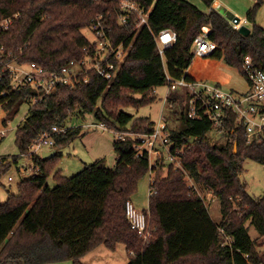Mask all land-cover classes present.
Wrapping results in <instances>:
<instances>
[{
  "label": "trees",
  "instance_id": "1",
  "mask_svg": "<svg viewBox=\"0 0 264 264\" xmlns=\"http://www.w3.org/2000/svg\"><path fill=\"white\" fill-rule=\"evenodd\" d=\"M119 1L0 0V21L10 18L6 26L0 27V105L6 113L2 121L5 124L25 102L31 103L28 115L15 129V142L20 155L30 156L38 171L22 180L18 193L9 194L0 204V264L62 260L81 264L80 260L101 244L114 250L119 243L129 253L126 264L262 262L257 240L250 237L246 224H253L259 237H264V194L256 197L248 193L239 175L247 158L264 165V138L248 141L244 127L236 124L235 115L230 114L222 130L225 142H209L210 121L187 116L188 91L170 90L166 101L171 111L164 121L167 125L172 119L178 123L169 130L165 126L170 149L182 151V168L174 169L162 157L152 165L147 150L137 148V136L151 133L155 123L149 117H133L119 108L153 101L155 88L170 86L167 75L171 80L182 76L193 80L185 71L193 60V39L205 26L209 28L208 38L217 46L210 57L222 59L242 73L246 56L255 66L263 67L264 29L255 24L263 0H254L245 15L253 24L248 26V34L233 29L212 7L215 0H202L209 8L207 12L188 0H133L142 10L149 9L147 25L135 31L134 15L126 26L117 22ZM104 15H109L117 40H124L125 45L132 41L111 81L87 70L80 76L86 81L73 86L57 84L48 94L29 83L12 87L8 63L34 62L51 72L69 61L80 60L86 49H92L82 28ZM163 29L175 31L177 37L160 54L154 36ZM94 110L107 129L123 136L113 142L117 156L113 168L95 161L66 176L56 168L57 152L43 159L29 150L32 141L53 126L66 128L64 133H51L53 147L68 143L80 128L67 127V119L73 113L83 115ZM7 166L0 160V174ZM148 170L153 172L150 189L155 192L148 196V210H143L150 230L144 242L126 218L125 202ZM50 175L56 182L54 187L46 184ZM186 177L192 179V185ZM195 185L219 199V223L212 219Z\"/></svg>",
  "mask_w": 264,
  "mask_h": 264
},
{
  "label": "built area",
  "instance_id": "2",
  "mask_svg": "<svg viewBox=\"0 0 264 264\" xmlns=\"http://www.w3.org/2000/svg\"><path fill=\"white\" fill-rule=\"evenodd\" d=\"M119 2L120 12L117 22L120 25L126 26L129 23V18L132 17L131 15H134L133 25L135 31L142 25H147L149 9L142 10L133 0H120ZM227 20L233 29L236 30H239L243 25L248 26L249 23L246 17L238 18V20ZM9 22L10 18L3 19L0 21V27L6 26ZM110 22L109 15L95 17L89 26L93 39L88 41L92 49L90 51L86 49L85 55L80 60L69 61L68 64L59 70L46 72L34 62L25 64L24 67L8 63L7 68L12 74V87L16 89L29 83L33 87L41 88L43 94H48L57 84L73 86L78 81H86L87 78L85 76L83 79H80V76L87 70H94L101 78L111 81L124 62L132 41L125 45L124 40H117ZM130 31L128 34L132 33ZM176 37L177 33L171 29H163L155 35L154 38L158 45L159 53L162 54L163 50L170 46ZM216 48V43L208 38V32L203 29L193 39L192 55L193 57H210ZM2 51L3 49L0 45V56ZM241 66L250 84V89L243 94H235L224 90L205 80H187L184 76L171 80L167 75V80L171 81L168 92L177 88H183L188 91L190 99L187 116L190 119L205 118L209 120L211 130L222 132L227 118L230 114H233L235 115V123L244 127L248 141L264 138V66H255L249 56L244 58ZM99 126L107 129L103 123H100ZM65 130V127L53 126L50 132L43 133L35 138L30 144L29 150L33 153L41 154L43 152L42 148L53 147L54 145L51 133H64ZM112 131L118 138L123 139L122 135L117 134L115 130ZM5 134L6 129L0 126V138ZM167 136L165 123L161 121L155 125L151 133L137 137L140 140L137 148L145 149L149 156L157 158L161 157V153L156 147L159 144L167 150L169 163L173 165V168L181 169L182 151L181 149L172 151ZM150 172L149 183L153 180L152 170ZM9 179L11 178L9 177ZM154 192L155 190L150 189L149 195ZM125 215L130 226L143 237L144 242H147L150 230L148 229L147 216L144 211L137 209L132 200L128 199L125 202Z\"/></svg>",
  "mask_w": 264,
  "mask_h": 264
},
{
  "label": "rangeland",
  "instance_id": "3",
  "mask_svg": "<svg viewBox=\"0 0 264 264\" xmlns=\"http://www.w3.org/2000/svg\"><path fill=\"white\" fill-rule=\"evenodd\" d=\"M188 1L203 12L209 11V8L202 0ZM221 1L227 6H230L232 10L229 9V11L238 18L245 17L248 10L254 4V0ZM255 24L264 28V0L258 8ZM252 25V23H248L249 27H252ZM203 29L209 32V28L207 26L203 27ZM81 31L88 40L93 39L88 25L82 28ZM204 58L214 59L212 57ZM200 59H202L200 56L193 57L194 62L197 60L200 61ZM222 61L223 64H220L217 68L219 70L216 71L215 75L211 79L205 81L235 94H243L247 92L250 89V84L246 76L235 66L227 64L224 60ZM21 65V67L25 66L23 64ZM168 87L169 86L167 84L157 87L154 94L155 99L151 102L139 106H134L132 104L122 105L119 109L133 115V117H149L155 125L161 121L167 125V121H164V117L171 111V105L167 103L165 96ZM179 94L182 97L184 96L181 92ZM135 98H140V95H135ZM30 104L31 103L29 102H25L18 109L16 114H14L11 118L6 119L5 124L2 120L6 118V113L0 105V126H3L6 129V134L0 138V160L8 163V166L0 174V204L7 200L9 194L18 193V185L22 180L38 174L37 169L34 168L32 158L25 154L20 155L15 142V129L17 125L23 122L25 117L28 115L29 108L31 106ZM100 105L101 100L98 101L97 107H100ZM94 113L95 110L84 113L83 115L73 113L67 119L66 126L71 128L79 127V134L66 144L42 148L43 152L56 149L55 152L58 153V156L55 158L56 168L60 169L62 174L66 176H72L80 172L85 165L95 161H102L110 168H113L115 165L117 156L113 148V142L117 140V136H115L112 130L101 128L99 126L101 122L95 117ZM177 124V121L172 119L168 122L169 126L167 125V129L169 130V127H175ZM126 129H129V124L126 126ZM207 137L211 143H223L226 139L223 135V131L220 132L213 129L208 132ZM156 147L159 149L164 162L169 163L170 161L167 150L159 144H157ZM15 157L16 161L14 162L13 160ZM149 160L153 165L156 158L149 156ZM163 172L165 174L166 169H163ZM150 174L151 172L148 170L145 175L138 180L137 190L131 196L133 204L139 210H148V196L151 188L149 183ZM9 177L11 179H9ZM239 177L243 182H245L248 193L256 197L264 194L263 164L249 158L245 159L242 163V171L240 172ZM185 180L188 185H192L193 181L191 178L186 177ZM46 184L50 187L56 186V182L52 175L47 178ZM194 187L197 193L203 198L212 219L219 223L221 221L219 199L210 191L202 189L201 186L195 185ZM246 225L249 227L250 237L257 240V247L262 257V262L258 264H264V237H259V233L253 224L247 222ZM128 256L129 253L126 251L125 246L121 243L117 244L114 250H110L104 244H101L93 251L87 253L80 260V262L81 264H126ZM46 264H73V260H62Z\"/></svg>",
  "mask_w": 264,
  "mask_h": 264
},
{
  "label": "crops",
  "instance_id": "4",
  "mask_svg": "<svg viewBox=\"0 0 264 264\" xmlns=\"http://www.w3.org/2000/svg\"><path fill=\"white\" fill-rule=\"evenodd\" d=\"M215 2H216V4L222 5L226 10H229V9L232 10V8H230V6H227L221 0H215L213 2V4ZM220 64H223V61L221 59H217V58L205 59L204 57H202V59H200V61L197 60L194 62L192 60L191 65L188 67V69H186L185 73L187 75H189V77L193 80H209L215 75L216 71L219 70L217 68L220 66ZM177 90L180 91L182 89H177ZM154 91L156 92V88ZM167 92H168V90H167ZM167 92H166V94H167ZM167 132H168V130H167Z\"/></svg>",
  "mask_w": 264,
  "mask_h": 264
},
{
  "label": "water",
  "instance_id": "5",
  "mask_svg": "<svg viewBox=\"0 0 264 264\" xmlns=\"http://www.w3.org/2000/svg\"><path fill=\"white\" fill-rule=\"evenodd\" d=\"M213 7L215 8V10H217L219 13L223 14V16L226 19H230V20H238L237 16H234L232 14V12H230L229 10H226L222 5L220 4H216V2L213 4ZM240 33L242 34H248L250 32V28L246 25H243L239 28L238 30ZM193 140V138H191V141ZM55 153V150L52 149L50 151H44L41 153V157L43 159L49 158L51 157L53 154Z\"/></svg>",
  "mask_w": 264,
  "mask_h": 264
}]
</instances>
